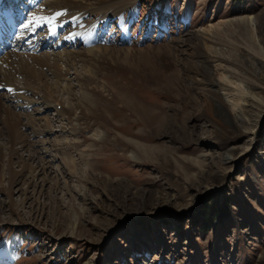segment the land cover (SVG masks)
I'll list each match as a JSON object with an SVG mask.
<instances>
[{"label": "rangeland", "instance_id": "rangeland-1", "mask_svg": "<svg viewBox=\"0 0 264 264\" xmlns=\"http://www.w3.org/2000/svg\"><path fill=\"white\" fill-rule=\"evenodd\" d=\"M99 1L101 8L135 0ZM129 5L112 17L88 11L77 28L91 30L107 18L99 42L92 39L89 47L80 39L64 49L75 50V58L93 48L111 50L75 64L111 90L96 110L111 138L121 141L95 151L84 173L87 154L79 152L91 142L88 135L62 133L59 117L44 106L54 133H37L24 122L40 113L26 111L20 126L32 146L17 144L18 159L43 160L49 168L35 178L29 172L19 178L18 164L17 173L0 174V264H264V61L256 54L264 49V0ZM212 55L250 80L258 102L242 120L210 85L205 59ZM66 137L81 144L67 149L71 157L45 150ZM129 143L140 146L142 162L127 159L118 146ZM65 157L78 162L77 174L69 175Z\"/></svg>", "mask_w": 264, "mask_h": 264}, {"label": "bare ground", "instance_id": "bare-ground-1", "mask_svg": "<svg viewBox=\"0 0 264 264\" xmlns=\"http://www.w3.org/2000/svg\"><path fill=\"white\" fill-rule=\"evenodd\" d=\"M135 1H133L132 3L128 2L123 4H121L120 1H116L111 4L112 7L100 8L98 7V5H103L104 3H102L99 0L96 6L91 4L88 0H52L49 7H51V11H54L56 8L58 9L60 7H67L69 9H65V11L67 12L71 11V12L67 13L62 18L64 19L72 18L74 21L80 22L81 20H83V17L85 16V12L87 13L90 10L93 11V13L98 12L107 15L109 17H112L115 15H119L123 11L130 8L131 6L129 4L133 5ZM7 5H9V8L7 7ZM52 7L55 9H52ZM91 8H95L96 11H94ZM2 10L7 12L5 14L6 17H1L3 13ZM79 11L81 12L78 13ZM12 13H13V9L10 0L8 2L7 0H5L3 3L1 0L0 21L3 27L7 26V19L10 17V14ZM34 16L36 15L34 14ZM249 21L253 24L254 18L249 17ZM225 22L227 21H224V23ZM62 25L63 24L58 25V28H60V26ZM254 31L256 30L254 29ZM89 33H90V27L89 29L86 28L84 30H82L81 28H76L75 30L71 31L70 34H79L86 36ZM54 34L55 33H53V35ZM34 42H36V38L30 40L29 44L31 45ZM61 43L62 42L59 41L57 45H60ZM109 50L108 48L98 47V48L90 49L85 53H79L77 55L78 58H80L81 60L84 57L92 61L93 57L106 56L107 53H109ZM49 52L50 53L46 55H40V54L36 55V57L35 55L28 57L25 56V54L23 53L21 54L7 53L6 55L5 54L0 55L2 59H5L6 62H8V68H4L3 66L0 67V82L6 81L8 83H12L13 85H18L19 88L21 89H25L26 93L18 95L20 98H24V96L28 92L31 93V95L27 96V98L30 100V102L36 103V108L33 111L34 112L37 111L40 113V115H38L37 117H35L34 115H26V116H30L31 118L29 117L26 118L24 122L22 121V119L24 120L26 111L24 113L22 112L18 113L16 111L17 109L16 110L14 109V104L10 102L11 99L7 98L3 93H0V166L3 168V170H0V174L2 173L1 175L2 178L4 179H6L5 176L7 174L9 175V173H12L11 168L16 166L17 164L19 165L18 167H20L21 172L17 173L14 170V168L13 170L14 173L20 175L19 178L23 175L24 172H29V174H32L33 176L35 175L34 178L38 174L41 173L46 174L49 168V166L47 165L48 162L45 163V161L42 160L41 162L42 164L40 163L39 165L38 164L35 165L31 163L33 162V160H35L33 158H29L28 160H25L24 158L20 157L19 160L18 157L20 153L15 149V146L17 144H20L23 150H26L30 146H32L27 144L29 142L28 135H25L21 130L22 126L20 125H23L24 123H26L25 126L32 127L33 129H35L37 133L39 131L44 132V129H46L45 131H47L48 133H54V128L51 123L52 120H50L49 118H45L41 113L42 106L45 107V110L47 109V110L55 111L57 117H59L58 119H60L59 124H61L60 126L61 130L60 129L59 130L62 133L64 134L70 133V136L72 135V137L73 135L77 136L79 134L88 135V138L90 139L91 142L81 152H79L80 153L79 155L82 157L83 156L85 157V154H87V158H85L86 160L84 161V164L86 163L85 164L86 170H84V173L85 171H91L89 161L91 158H93V156L96 155L95 151L97 150L101 151V149L110 148V144H114L115 141H116L115 144H117L119 141H121L117 135L114 138H111V132L113 130L111 131L109 127L104 125L103 119L99 117L100 113L96 110L98 103H100L99 101H103L102 98L108 97L109 99L112 96L110 92L111 90H109L107 87L108 85L104 83L100 84L95 79L90 78L88 74H86L85 72L79 71L77 69L75 61L78 60V58H75L76 56L75 50H70V51L63 50L55 53V49H50ZM256 54L261 60L264 61V49L262 47H260L259 52H256ZM29 60L32 61L33 66L28 64ZM205 61L211 64L210 75L213 77H211L210 79L211 84L210 83L209 84L211 85V87H213L214 92L216 94H219V96L221 95V97H223L232 115H235L237 120H242L241 117L246 115L245 108L249 107L251 102H255V103L258 102L257 98L248 89L250 80L249 81L245 80L243 75H241L238 71L234 69H230V67L226 64L227 62L221 60L220 56L218 55H212L210 56V59L207 58V60L205 59ZM201 62H197V67H198L197 71H200ZM15 66L19 71L15 70ZM45 66L47 67L46 70H44ZM90 66L91 65H89V67ZM72 71H74V75H75V78L73 77V79H71V75L73 76ZM193 71L191 72L193 73ZM17 74L25 75L23 81L21 79L22 82L19 81V76H17ZM73 81L77 82V87L79 88L78 94L75 93V90L73 88L75 86L73 84ZM251 82L254 84V86L260 88L257 82H254V80ZM123 108H125V104ZM135 110L138 113V115H143L140 113V110H138L137 108H135ZM105 121L106 120H104V122ZM40 143L41 145L45 146L47 145L48 140L45 139L41 140ZM54 143L55 144L54 145L52 144L53 147L51 148L45 146V150L49 153H51L52 150H55V152L62 151L63 153L67 154L69 157H71L69 152L72 149L73 150L78 149V147H80L81 145L79 141L77 142L76 139L75 141L70 140L69 137L68 138L66 137L63 142L57 139ZM122 143L123 141L121 142V144ZM118 146L121 147V151L124 153L125 156H127L126 158L131 160L132 162H142L144 160L139 153L140 146H138V144L130 145L129 143L128 145H124L123 147L120 145ZM67 149L69 150V152ZM89 150H91L92 154H88ZM54 158H58V157L54 156ZM61 161L63 166L64 167L67 166V170L70 171L69 175L77 174L79 166L76 160L72 158L68 159L65 157ZM7 166L9 167L10 171H7L6 173L5 168ZM59 167L60 166L58 165L57 168L59 169ZM28 183L30 184V182Z\"/></svg>", "mask_w": 264, "mask_h": 264}, {"label": "snow or ice", "instance_id": "snow-or-ice-1", "mask_svg": "<svg viewBox=\"0 0 264 264\" xmlns=\"http://www.w3.org/2000/svg\"><path fill=\"white\" fill-rule=\"evenodd\" d=\"M64 13H56L53 17L51 18H45V17H36L33 16L29 19L28 23L24 24L23 27L24 28H28L30 25H33L35 27H39L43 24H47V25H52L53 22L60 16L63 15ZM54 32V29H51ZM2 87V86H0ZM9 91H11V89H9Z\"/></svg>", "mask_w": 264, "mask_h": 264}]
</instances>
